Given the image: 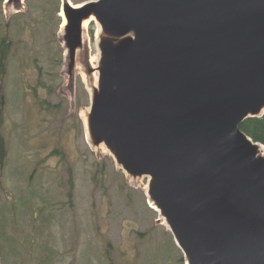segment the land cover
Wrapping results in <instances>:
<instances>
[{"label": "water", "instance_id": "obj_1", "mask_svg": "<svg viewBox=\"0 0 264 264\" xmlns=\"http://www.w3.org/2000/svg\"><path fill=\"white\" fill-rule=\"evenodd\" d=\"M76 5V6H75ZM63 11L107 34L92 145L149 175L189 264H264V156L240 127L264 114V0H88Z\"/></svg>", "mask_w": 264, "mask_h": 264}, {"label": "rangeland", "instance_id": "obj_2", "mask_svg": "<svg viewBox=\"0 0 264 264\" xmlns=\"http://www.w3.org/2000/svg\"><path fill=\"white\" fill-rule=\"evenodd\" d=\"M85 1L0 0V39L13 41L0 76V264H185L150 206L151 177L88 138L98 23L71 52L60 15Z\"/></svg>", "mask_w": 264, "mask_h": 264}, {"label": "trees", "instance_id": "obj_3", "mask_svg": "<svg viewBox=\"0 0 264 264\" xmlns=\"http://www.w3.org/2000/svg\"><path fill=\"white\" fill-rule=\"evenodd\" d=\"M13 41L2 36L0 39V76L5 73V62L10 51ZM241 129L254 141L264 145V114L262 116H251L243 121L240 125ZM7 157V149L3 139L0 137V166H3ZM42 211V210H41ZM48 261L52 259L46 255ZM45 258V259H46ZM45 260H43V263Z\"/></svg>", "mask_w": 264, "mask_h": 264}, {"label": "bare ground", "instance_id": "obj_4", "mask_svg": "<svg viewBox=\"0 0 264 264\" xmlns=\"http://www.w3.org/2000/svg\"><path fill=\"white\" fill-rule=\"evenodd\" d=\"M72 4H73V3H72ZM73 5H75V4H73ZM75 6H76V5H75ZM60 15L63 16V18H64V20H63V26H66L68 21H67V17H66L65 12L62 10V12H61ZM91 21H95V22L98 23V30H97V33H96V41H97L98 46H100V42H101L105 37H107V34L104 33V31H103V29H102L100 23L97 21V19H96V17H95L94 14L91 15L90 17H88L87 19H85V20L83 21V31L87 28V26L89 25V23H90ZM88 41H89V40H88ZM90 41H91V40H90ZM91 43H92V42H91ZM93 54H94V53H93ZM94 56H95V55H94ZM98 56H99V55H97V58H98ZM91 60H92V59H91ZM91 62H92V61H91ZM90 91H91V96H94L95 92L97 91V81L94 82V87L90 88ZM86 129H87V133H88V138H89V140H90V142H91V144H92V138H91V133H90V126H89V118H88V117L86 118ZM103 145H104L106 148H108L104 143H102V144H100V145H98V146H96V147L99 148V147H102ZM257 147H258V153H259V155L264 156V153L262 152L261 144H257ZM148 190H149V187H148ZM148 190H147V192H148ZM148 197H149V195H148ZM149 203H150V206H151V207H153L154 209H156V210L159 211V208H158L157 204H156L152 199H149ZM163 218H164V221H165V222L167 223V225H168V222H167L166 218H165V217H163ZM185 264H189L187 258H186V262H185Z\"/></svg>", "mask_w": 264, "mask_h": 264}]
</instances>
